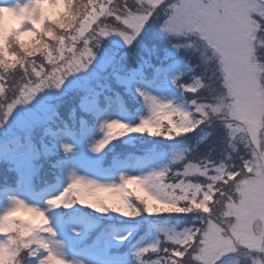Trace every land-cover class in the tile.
<instances>
[{"label":"snow or ice","instance_id":"obj_1","mask_svg":"<svg viewBox=\"0 0 264 264\" xmlns=\"http://www.w3.org/2000/svg\"><path fill=\"white\" fill-rule=\"evenodd\" d=\"M0 264H264V0H0Z\"/></svg>","mask_w":264,"mask_h":264}]
</instances>
